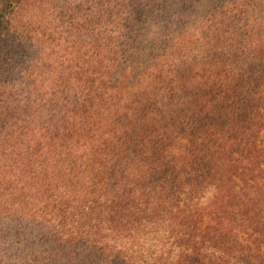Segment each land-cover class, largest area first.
<instances>
[{
	"label": "trees",
	"instance_id": "obj_1",
	"mask_svg": "<svg viewBox=\"0 0 264 264\" xmlns=\"http://www.w3.org/2000/svg\"><path fill=\"white\" fill-rule=\"evenodd\" d=\"M177 248L264 264V0H0L4 264Z\"/></svg>",
	"mask_w": 264,
	"mask_h": 264
},
{
	"label": "clouds",
	"instance_id": "obj_2",
	"mask_svg": "<svg viewBox=\"0 0 264 264\" xmlns=\"http://www.w3.org/2000/svg\"><path fill=\"white\" fill-rule=\"evenodd\" d=\"M185 193L191 192V186L185 185ZM219 189L215 183L206 184L199 192V195L194 199L193 203L196 207L205 208L211 205V203L216 199ZM165 236V233L161 232L159 236H145L139 241L142 246L143 251L147 255L149 251H156L161 243V238ZM205 254L210 257H220L223 252L219 249L208 248L205 250ZM171 264H179L180 261V250L179 248L173 250L170 257ZM235 264V261H233Z\"/></svg>",
	"mask_w": 264,
	"mask_h": 264
},
{
	"label": "rangeland",
	"instance_id": "obj_3",
	"mask_svg": "<svg viewBox=\"0 0 264 264\" xmlns=\"http://www.w3.org/2000/svg\"><path fill=\"white\" fill-rule=\"evenodd\" d=\"M5 262L3 261L2 257H0V264H4Z\"/></svg>",
	"mask_w": 264,
	"mask_h": 264
}]
</instances>
